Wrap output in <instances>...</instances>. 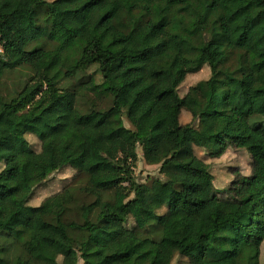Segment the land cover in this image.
Segmentation results:
<instances>
[{
	"label": "trees",
	"instance_id": "obj_1",
	"mask_svg": "<svg viewBox=\"0 0 264 264\" xmlns=\"http://www.w3.org/2000/svg\"><path fill=\"white\" fill-rule=\"evenodd\" d=\"M0 50V85L30 71L20 92L0 94V264H173L177 255L261 264L264 0H0ZM93 66L101 82L83 83ZM205 66L211 77L181 97L187 76ZM83 88L110 107L83 111ZM184 113L191 122L182 124ZM38 127L76 155L39 168L27 139L43 140ZM230 147L249 153L252 174H238L223 199L195 149L219 159ZM139 149L159 166L149 184L134 178ZM64 168L84 186L30 206L35 188ZM21 174L30 194L5 221ZM128 234L135 244L120 250Z\"/></svg>",
	"mask_w": 264,
	"mask_h": 264
},
{
	"label": "rangeland",
	"instance_id": "obj_2",
	"mask_svg": "<svg viewBox=\"0 0 264 264\" xmlns=\"http://www.w3.org/2000/svg\"><path fill=\"white\" fill-rule=\"evenodd\" d=\"M33 1V0H29ZM52 1V0H47ZM49 50L54 48V44H48ZM55 55L53 53L47 54L45 59L41 62V66L44 67L48 65L53 59ZM30 76V71L28 69H19L17 71H13L11 73L5 74L4 78L1 80L0 85V94L5 96L6 98H10L20 92L22 88L25 86L28 78ZM94 77L97 83L101 82V76L98 72V67L93 66L87 70V72L82 77L83 83L87 81L88 77ZM211 77V71L208 66H205L199 73L188 75L185 82L179 88V95L184 97L189 88L195 86L200 81L208 80ZM79 80L74 82H64L63 85L65 87L78 85ZM78 89V87H77ZM80 98H79V106L85 111L92 105L96 104L97 107L101 109H108L111 105L110 100H103L101 98H96V96L85 90L81 89ZM191 116L184 113L181 118L182 124H187L191 122ZM125 125L127 128H132L131 124L124 119ZM95 124L101 130H106L107 126L105 125L102 119H98ZM40 134L43 135V140L35 135L29 134L27 135V139L34 150L39 152V156L36 158V165L39 168H47L50 163H59L62 155L66 157L75 156L76 154H69L60 152L59 145L52 141L47 135L46 132L38 127L37 129ZM44 148V150H43ZM43 150V152H42ZM197 156L204 160L209 166L212 174L215 177L214 181V190L218 193L219 197L226 199L229 195H227L226 190H228L234 180L238 177V174L241 176H250L252 174V164L253 160L249 153L244 150L237 149L235 147H230L227 152L219 159H212L208 156L207 151L201 148L195 149ZM139 153V161L133 166V174L134 178L138 183H151L154 179L160 178L159 166L148 165L142 158L141 150H138ZM82 156H85L82 154ZM4 168V164L0 163V172ZM28 177L25 174H21V190L11 197L4 205V220L9 221L15 219V211L21 205V203L26 199V197L30 194V190L27 187ZM85 180L82 176L78 175L75 170L72 168H64L52 174L45 182L40 184L35 188L34 193L30 197L29 205L30 206H39L46 198L55 195L61 191H63L68 186L81 187L84 186ZM165 210L160 211L163 214ZM134 221L130 220L127 224L129 230H133L135 228ZM149 233L144 232L143 236H147ZM135 244L132 235H125L122 242L119 244L120 250H125L130 248ZM261 264H264V244L262 246L261 252ZM80 264H83L80 262ZM173 264H189L187 258H184L180 255H177L174 259Z\"/></svg>",
	"mask_w": 264,
	"mask_h": 264
},
{
	"label": "built area",
	"instance_id": "obj_3",
	"mask_svg": "<svg viewBox=\"0 0 264 264\" xmlns=\"http://www.w3.org/2000/svg\"><path fill=\"white\" fill-rule=\"evenodd\" d=\"M1 51V50H0ZM2 52V51H1Z\"/></svg>",
	"mask_w": 264,
	"mask_h": 264
}]
</instances>
